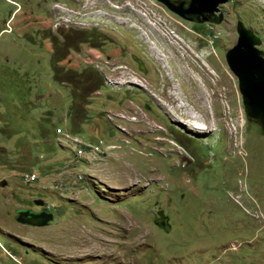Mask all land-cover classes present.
<instances>
[{
    "label": "rangeland",
    "instance_id": "374dc122",
    "mask_svg": "<svg viewBox=\"0 0 264 264\" xmlns=\"http://www.w3.org/2000/svg\"><path fill=\"white\" fill-rule=\"evenodd\" d=\"M52 2L0 0V264H264V133L225 61L238 26L264 52V0H228L203 25L149 0L151 26L103 14L83 46L42 32ZM126 50L143 80H99ZM38 207L47 226L16 220Z\"/></svg>",
    "mask_w": 264,
    "mask_h": 264
},
{
    "label": "flooded vegetation",
    "instance_id": "af4514ba",
    "mask_svg": "<svg viewBox=\"0 0 264 264\" xmlns=\"http://www.w3.org/2000/svg\"><path fill=\"white\" fill-rule=\"evenodd\" d=\"M61 1H63L66 5H71V7H73V10L75 12L74 14H69L72 22H70V25H68L67 28L63 30V33H65L63 39L66 42L68 38L67 36L68 35L70 36L72 32L76 31L79 34L81 46L89 45V44H92V42H96L98 40V37L101 35V32L107 30V29H102L100 22L98 23L96 21V18L100 15L104 14V17L112 19L113 21V23L111 24L112 27L114 26V24H120V27L123 28V30H125L126 32L129 29L131 30V27H133V25L137 26L136 25L137 21L141 22L143 26L145 24L148 27L151 26V24H153L152 21H150V19L155 21V13H153V10H151V8L149 9V0H112V5L107 0H61ZM168 1L175 9L180 11L183 16L175 14L174 12L170 11L166 6L162 5L159 2H157L158 3L157 6L160 7L162 11H166L169 14L174 15L175 17L179 18L185 23L201 24V25L206 24V23L219 24L223 20V16L221 14L218 15V12L187 14L186 11L189 8L191 0H168ZM113 2L117 4L113 5ZM54 3L55 2H52L49 8L47 7L46 9H44L46 10L48 15L51 13L52 5ZM116 8L120 10H117ZM112 11L115 13L117 12L121 13V16L123 17L118 18L120 20H116L115 15L117 14H109V12H112ZM75 21L78 23H74ZM44 27L46 29H43L42 32L46 31L48 28V26H44ZM103 27L105 28L106 26L104 25ZM107 28H109V26ZM0 32H1V29H0ZM66 34L67 36L65 38ZM251 36H253L252 33H251ZM253 39L256 42V46L258 48V41L256 40L254 36H253ZM46 40L48 41V38ZM89 41H92V42L89 43ZM124 53L127 56L124 57L125 61H122V63L125 64L124 69L125 71L127 70L128 72H125L124 70H122L123 69L122 64L118 65L117 62L110 64L108 62L109 65H115L117 68V71H116L117 74L113 75V79H112L115 85L118 84L119 80H121L124 76L126 77L131 76L133 78H137V79L140 78V80H143V77H140V75L137 76V75L132 74L134 73L133 71L140 72L143 75H147L148 70H149V68L145 65V61L140 56H136L135 54L127 50ZM140 65L143 67L144 72L140 70ZM93 71L96 73L95 68ZM97 73H99L98 70H97ZM98 77L100 80H103V77L101 74H99ZM179 124H182V123L179 122ZM28 210H31V209H28ZM31 211L34 213H42V212L51 213L48 210H45L44 207H38V210H31ZM154 221L157 223L164 222L166 227H164L163 229L166 231L169 230V227L167 225L168 224L167 218L163 214H161V212H158V216L155 218Z\"/></svg>",
    "mask_w": 264,
    "mask_h": 264
},
{
    "label": "water",
    "instance_id": "95a60500",
    "mask_svg": "<svg viewBox=\"0 0 264 264\" xmlns=\"http://www.w3.org/2000/svg\"><path fill=\"white\" fill-rule=\"evenodd\" d=\"M166 6L170 11L183 16L168 0H156ZM228 0H191L187 14H200L204 12L215 13L219 6ZM237 40L232 48L225 54V61L230 72L236 77L238 89L247 120L254 121L264 133V53L256 46L251 33L242 26L237 27ZM140 70L144 72L140 65ZM36 205L43 206V201H34ZM16 220L28 226H47L53 220L51 213H34L28 209L17 210ZM161 228L165 223H157Z\"/></svg>",
    "mask_w": 264,
    "mask_h": 264
},
{
    "label": "built area",
    "instance_id": "2783aa9c",
    "mask_svg": "<svg viewBox=\"0 0 264 264\" xmlns=\"http://www.w3.org/2000/svg\"><path fill=\"white\" fill-rule=\"evenodd\" d=\"M74 13L75 12L70 10L68 8V5H66L65 3L63 5H60L58 2H55L52 5L51 13L49 14V16H50V25H48V28L52 32L63 31L65 28H67L68 25H70V22H72V20L70 19V15L69 14H74ZM74 23H78V22L75 21ZM95 64H96L95 67L100 69V71H101V68H100L101 62L97 61V62H95ZM107 67L110 69L111 65L108 64ZM113 71H114V67H112V70H110L111 73L109 74V76L103 74L102 77H103V81L104 82H106V83L109 82V83L115 85V83L113 82L112 79H113V75H116V72H113ZM124 78H127L126 80H128L131 77L129 76V78L128 77H124ZM121 80H119V82ZM128 83L130 84V82H128ZM73 142L77 143V144L81 143L79 140H78V142L76 140H73ZM78 153H79V155H81L82 151L80 149H78ZM37 179H38V177L35 174H33V173L24 175L25 183H31V182H34Z\"/></svg>",
    "mask_w": 264,
    "mask_h": 264
},
{
    "label": "trees",
    "instance_id": "16d2710c",
    "mask_svg": "<svg viewBox=\"0 0 264 264\" xmlns=\"http://www.w3.org/2000/svg\"><path fill=\"white\" fill-rule=\"evenodd\" d=\"M97 76H98V74H97ZM98 79H99V77H98ZM97 80V79H96ZM100 80V79H99Z\"/></svg>",
    "mask_w": 264,
    "mask_h": 264
}]
</instances>
